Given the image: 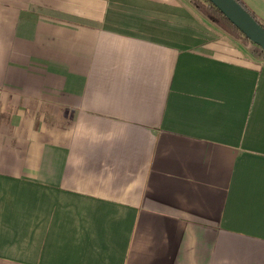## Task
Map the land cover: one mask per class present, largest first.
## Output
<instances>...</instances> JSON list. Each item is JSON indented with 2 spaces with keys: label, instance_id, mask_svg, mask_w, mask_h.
Instances as JSON below:
<instances>
[{
  "label": "crops",
  "instance_id": "0c3cea01",
  "mask_svg": "<svg viewBox=\"0 0 264 264\" xmlns=\"http://www.w3.org/2000/svg\"><path fill=\"white\" fill-rule=\"evenodd\" d=\"M254 58L190 0H0V264H264Z\"/></svg>",
  "mask_w": 264,
  "mask_h": 264
},
{
  "label": "trees",
  "instance_id": "16d2710c",
  "mask_svg": "<svg viewBox=\"0 0 264 264\" xmlns=\"http://www.w3.org/2000/svg\"><path fill=\"white\" fill-rule=\"evenodd\" d=\"M245 8L254 19L264 27V23L259 17L244 3L243 0H236ZM195 8L212 22L221 31L240 42L241 45L249 47V51L260 59L264 60V50L253 43L221 10L210 0H190Z\"/></svg>",
  "mask_w": 264,
  "mask_h": 264
},
{
  "label": "water",
  "instance_id": "95a60500",
  "mask_svg": "<svg viewBox=\"0 0 264 264\" xmlns=\"http://www.w3.org/2000/svg\"><path fill=\"white\" fill-rule=\"evenodd\" d=\"M231 22H233L253 43L264 50V27L236 0H210Z\"/></svg>",
  "mask_w": 264,
  "mask_h": 264
},
{
  "label": "rangeland",
  "instance_id": "374dc122",
  "mask_svg": "<svg viewBox=\"0 0 264 264\" xmlns=\"http://www.w3.org/2000/svg\"><path fill=\"white\" fill-rule=\"evenodd\" d=\"M220 30V29H219ZM221 31V30H220ZM222 33H224L223 31H221ZM226 36H228L230 39H231V41H233V42H235L236 43V45L237 46H239L241 49H242V51H243V54L245 55V57L247 58V59H250V60H252V59H255L254 58V55H252V54H250L249 52V47H245V46H243V45H241L240 44V42H238L237 40H235V39H233L232 37H230L229 35H227L226 33H224ZM249 51V52H248ZM261 61L262 62H264V60L263 59H261Z\"/></svg>",
  "mask_w": 264,
  "mask_h": 264
}]
</instances>
